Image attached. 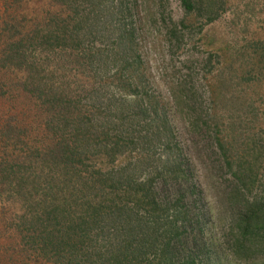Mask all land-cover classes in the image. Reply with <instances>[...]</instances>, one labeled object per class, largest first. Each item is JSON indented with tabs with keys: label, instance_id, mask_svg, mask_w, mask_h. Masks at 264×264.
Masks as SVG:
<instances>
[{
	"label": "trees",
	"instance_id": "16d2710c",
	"mask_svg": "<svg viewBox=\"0 0 264 264\" xmlns=\"http://www.w3.org/2000/svg\"><path fill=\"white\" fill-rule=\"evenodd\" d=\"M19 1L6 5L16 2V15L29 16L21 17L22 31L15 17L8 22L1 61L23 73L14 88L37 104L23 111V127L14 115L0 116V183L25 204L20 226L36 225L27 227L25 249L60 264H201L183 241L200 220L182 189L192 176L139 52L138 9L148 12L147 0H24L23 8ZM167 2H153L149 24L165 29L169 54L187 43L186 17L201 19L188 29L190 40L223 5L178 0L185 19L176 23ZM211 61L208 53L203 65L183 74L173 65L161 77L173 112L222 164L227 199L239 209L227 246L232 259L264 264V115L257 129L246 126L249 116L238 117L241 130L233 113L222 115L218 85L237 76L202 84L197 75H211ZM255 99L240 108L251 117Z\"/></svg>",
	"mask_w": 264,
	"mask_h": 264
},
{
	"label": "rangeland",
	"instance_id": "374dc122",
	"mask_svg": "<svg viewBox=\"0 0 264 264\" xmlns=\"http://www.w3.org/2000/svg\"><path fill=\"white\" fill-rule=\"evenodd\" d=\"M6 1L0 0V116L4 113L6 116L14 115L18 120L14 124L23 127V111L26 110L25 114L29 115V112L36 109L37 102L33 97L18 91V87L14 88L24 75L2 63L1 49L5 41L11 38L12 30L7 28L11 24L8 22L15 17L14 21H17L19 30L22 31L25 22L21 17L26 13L16 15L20 10L16 2L9 8ZM23 1L18 2L21 8L24 6ZM154 1L147 0L148 12L140 13L141 7L138 9V45L146 74L161 104L167 110L192 176L190 183L182 186V189L189 195L186 200L196 201L200 220L197 230L189 229L183 241L186 242L187 249L189 244V249L193 250L196 257L201 258V264H241L232 259L227 249L232 240L230 228L238 218L239 209L227 199L228 185L222 164L212 154L213 149L207 139L201 134L192 133L173 112L161 74L172 75L173 65L181 66L183 74L188 66L200 65L203 57L212 53V61L208 66L209 70H213L212 74H196L198 80L203 77V84L205 79H214L216 74L227 79L233 72L237 77L232 84L228 82L218 85V107L224 117H229L230 113L236 116L235 128L238 130L243 129L238 122V117L243 116L250 117L246 126H256L257 129L264 115V0H222L219 15L205 24L200 33L190 40L187 39L188 29L194 30L201 19L198 16L185 19L178 0H168V15L170 13L176 23L184 18L188 25L186 31H183L186 45L180 49L173 48L172 54H169L164 40L165 29L149 24L157 15V4ZM201 13L202 11L199 12ZM244 98L246 103L249 99L256 98L253 117L245 112L246 107L240 109ZM11 189L7 183H0V264H60L50 255L32 252L29 247L25 249L23 236L29 233L27 227L36 225L26 222L20 226L19 218L25 214L26 208L22 200L10 194ZM167 189L170 190V187Z\"/></svg>",
	"mask_w": 264,
	"mask_h": 264
}]
</instances>
